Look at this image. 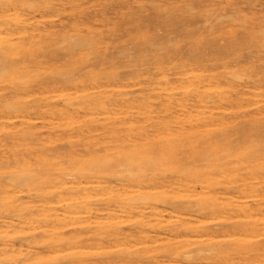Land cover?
Returning <instances> with one entry per match:
<instances>
[{"label":"bare ground","instance_id":"bare-ground-1","mask_svg":"<svg viewBox=\"0 0 264 264\" xmlns=\"http://www.w3.org/2000/svg\"><path fill=\"white\" fill-rule=\"evenodd\" d=\"M142 1L114 31L136 30L128 66L154 69L127 74L85 19L0 16V264H264V100L205 72L204 49L179 58L149 34L193 13ZM245 101L257 114L225 112Z\"/></svg>","mask_w":264,"mask_h":264},{"label":"rangeland","instance_id":"rangeland-1","mask_svg":"<svg viewBox=\"0 0 264 264\" xmlns=\"http://www.w3.org/2000/svg\"><path fill=\"white\" fill-rule=\"evenodd\" d=\"M112 0H84L72 4L69 0H0V16L6 19L33 18L42 25L60 31L71 28L72 19H85L79 24L86 32L89 27L102 31L100 50L107 49L116 55V65L108 71L127 74L132 69H154L152 61L131 63L136 58L134 42L137 31H133L131 42L128 37L117 38L121 33L116 21L128 16L130 12L142 13L139 0H120L117 5L110 6ZM130 1V2H129ZM144 13L151 12L155 6L172 10L176 13H193L192 17L216 16L223 12H231L232 17L224 19L219 28H209L202 23L190 22L187 17L174 28H169V34L164 29H149L152 37L169 39L170 47L177 48L176 57L187 56L194 47H200L204 52L202 65L205 72L220 81H228L233 89L244 93L246 100L258 98L264 100V0H143ZM55 5L60 9L49 8ZM48 8H47V7ZM62 7H65L63 9ZM90 16L87 20L86 17ZM129 26V25H127ZM115 32V34H114ZM242 38V42L228 49L225 57L214 59L216 49L224 46L235 38ZM128 56L131 61H128ZM194 66V65H191ZM176 68L167 70L168 76L175 77ZM9 85H5L0 92H8ZM234 94V93H233ZM250 98V99H248ZM263 103V101L261 102ZM212 103H210L211 105ZM258 104L240 105L230 103L225 112L236 119L242 116L257 114ZM231 158V157H230ZM225 180H222V182ZM234 194V193H233Z\"/></svg>","mask_w":264,"mask_h":264}]
</instances>
